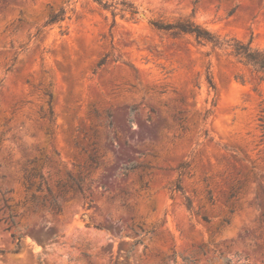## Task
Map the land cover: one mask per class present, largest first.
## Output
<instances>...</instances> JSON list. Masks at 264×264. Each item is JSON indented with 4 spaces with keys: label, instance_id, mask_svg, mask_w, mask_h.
<instances>
[{
    "label": "rangeland",
    "instance_id": "374dc122",
    "mask_svg": "<svg viewBox=\"0 0 264 264\" xmlns=\"http://www.w3.org/2000/svg\"><path fill=\"white\" fill-rule=\"evenodd\" d=\"M102 1L0 0V264H264V81L149 23L264 47V0Z\"/></svg>",
    "mask_w": 264,
    "mask_h": 264
},
{
    "label": "trees",
    "instance_id": "16d2710c",
    "mask_svg": "<svg viewBox=\"0 0 264 264\" xmlns=\"http://www.w3.org/2000/svg\"><path fill=\"white\" fill-rule=\"evenodd\" d=\"M93 1L100 4L103 8H110L114 6L113 4H108L107 2H104L102 0ZM197 1L198 0H192V3L194 4ZM116 3H119L121 5V7L119 8L121 17H124L125 14H129L130 18H132L133 15L137 13L136 7L129 2L120 1ZM234 9L235 7L231 8L228 13L231 14ZM112 12L113 14H115L114 10H112ZM65 14L66 11L64 9H60L58 12L50 15L46 23H57L65 18ZM149 23L155 30L168 34L171 37H181L183 35L191 36L197 45L209 46L210 51L208 53L216 51L221 53L222 55H226L227 57L232 58L236 63H239L243 67L247 68L249 71V75L256 77L259 82L264 81V47L253 46L251 40L242 41L234 37L220 36L200 26L199 24L194 23L189 19L178 18L172 21H164L160 18H152L149 20ZM106 57L107 55H104L98 60V62L96 63L97 68H99L106 62ZM11 66L12 64L7 67V70L10 69ZM206 78L209 86L214 88V83L212 81V76L210 72L207 73ZM46 94L48 96V104H50L52 96L51 92L46 91ZM45 116H47L50 122L52 121L53 111L51 109V106H49L48 112L47 114H45ZM259 119L261 120L262 125L264 123V116H261ZM36 178H38V184L35 186L34 180ZM43 182H45L43 175L38 172L34 166L30 167L29 169L24 168V173L22 176V185L25 191L33 186H35L36 190L39 191L41 190ZM176 188L180 190L179 185H177ZM47 190L50 195V199L47 200L44 196L40 202L36 203L34 196L31 195L28 199L31 203L29 209L32 208L33 210H35L37 206L40 205L41 207L47 208V210L51 213H60L61 209L56 197L52 194L49 189ZM185 199L186 204L189 208L191 206L190 201L188 198ZM11 222H13L12 219ZM140 242V239H136L133 241V245ZM199 250H201L200 247ZM126 256H128V252H126ZM178 256L179 255L175 252V250H173L169 256L162 257L161 260L167 259L170 264H178ZM181 260L185 264H196L197 262L196 258L190 260L188 257H181ZM220 264L245 263L239 262V260H233L231 258L225 257L222 259Z\"/></svg>",
    "mask_w": 264,
    "mask_h": 264
},
{
    "label": "water",
    "instance_id": "95a60500",
    "mask_svg": "<svg viewBox=\"0 0 264 264\" xmlns=\"http://www.w3.org/2000/svg\"><path fill=\"white\" fill-rule=\"evenodd\" d=\"M142 15V14H141Z\"/></svg>",
    "mask_w": 264,
    "mask_h": 264
}]
</instances>
